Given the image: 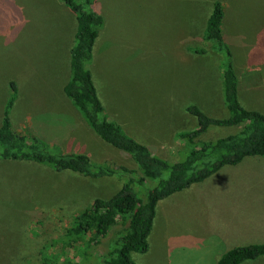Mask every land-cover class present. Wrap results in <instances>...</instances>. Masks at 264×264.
Masks as SVG:
<instances>
[{"label": "rangeland", "instance_id": "rangeland-1", "mask_svg": "<svg viewBox=\"0 0 264 264\" xmlns=\"http://www.w3.org/2000/svg\"><path fill=\"white\" fill-rule=\"evenodd\" d=\"M218 1L238 99L245 109L264 114V0ZM94 2L103 26L86 67L105 117L158 157L178 160L183 149L175 135L195 129L186 106L211 118L228 116L220 54L202 41L213 0ZM73 25V14L56 0H0V127L7 111L11 130L35 138L43 153L84 154L94 166L133 169L129 155L103 142L62 91ZM239 129L213 126L199 138L213 141ZM122 183L114 175L90 179L31 161H0V264H100L116 246L119 225L90 249L67 247L65 232L77 212L96 198H110ZM253 190L259 194L255 203L264 204V157L223 167L158 202L148 251L131 253V260L213 264L234 247L264 244V228L258 229L261 236L256 232L257 208L247 205L246 192ZM222 217L229 235L219 243ZM241 264H264V256Z\"/></svg>", "mask_w": 264, "mask_h": 264}, {"label": "trees", "instance_id": "trees-1", "mask_svg": "<svg viewBox=\"0 0 264 264\" xmlns=\"http://www.w3.org/2000/svg\"><path fill=\"white\" fill-rule=\"evenodd\" d=\"M58 1L75 18L72 44L68 50L69 78L62 91L87 126L103 142L129 155L135 168L94 166L84 154L43 153L37 148L35 138L29 139L11 130L7 111L3 113L0 127V145L3 148L0 161H31L46 165L54 172H71L90 179L112 175L123 179L121 188L113 196L96 198L73 216L65 239L67 247L90 249L107 236L112 226L119 225L116 246L107 250L100 264H137L130 255L148 251L147 238L158 202L203 182L223 167L236 166L248 157H264V114L245 109L238 99L237 78L221 29L223 7L218 0H213L202 41L212 45V49L220 54L222 98L228 116L211 118L196 106H186L185 112L195 119V129L175 135L183 149L179 159L170 162L158 157L105 117L86 67L92 59V51L103 26L102 16L93 8L95 0ZM191 51L204 53L203 48ZM213 126H240V129L223 138L202 141L200 135ZM143 186L145 188L141 191ZM263 256L264 244L240 246L223 253L214 264H241ZM41 261L48 264L45 259Z\"/></svg>", "mask_w": 264, "mask_h": 264}, {"label": "crops", "instance_id": "crops-1", "mask_svg": "<svg viewBox=\"0 0 264 264\" xmlns=\"http://www.w3.org/2000/svg\"><path fill=\"white\" fill-rule=\"evenodd\" d=\"M56 4L58 5V6H61L62 4L58 1V0H56ZM63 6V5H62ZM64 7V6H63ZM66 8V7H65ZM74 28H75V18H74V25H73V28H72V30H71V34H70V38H69V42H68V44H67V46H66V50H67V52H68V50H69V48H70V46H71V44H72V37H73V32H74ZM100 39H97V41H99ZM2 161V160H1ZM4 161H7V160H4ZM249 193H253V194H249ZM262 196V195H261ZM246 197H248V198H251L250 200H249V202H248V207L249 208H251L253 205H255L256 206V208H257V210H256V215H255V219H256V225H257V228H256V232H257V234H259L260 236H261V232H259V228H264L263 226L264 225H262L263 224V220H264V217H263V214H264V204H260L259 203V200H257L256 201V203H255V197H259V194H257V192L256 191H254L253 190V192H250V191H247L246 192ZM262 198H264V196H262ZM263 202H264V200H263ZM209 202L208 201H206L204 204H202V206H206V204H208ZM262 210V211H261ZM261 213H262V216H261ZM222 219H223V227H222V231H221V233H220V235L219 234H216L215 236L218 238V239H220L218 242L219 243H223L224 242V240L225 239H227V235H229V234H226L227 233V230H225V217H222ZM264 233V232H263ZM219 259V257H217V259H216V261ZM215 261V262H216ZM214 264V263H213Z\"/></svg>", "mask_w": 264, "mask_h": 264}]
</instances>
